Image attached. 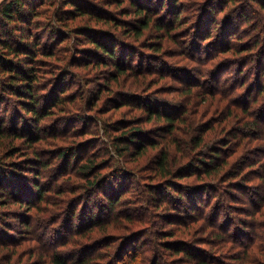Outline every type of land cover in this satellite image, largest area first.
<instances>
[{"label":"trees","instance_id":"1","mask_svg":"<svg viewBox=\"0 0 264 264\" xmlns=\"http://www.w3.org/2000/svg\"><path fill=\"white\" fill-rule=\"evenodd\" d=\"M46 1H29L31 4L25 7L24 0H10L0 8V109L9 117L0 115V208L17 204L24 209V216L18 218L24 229L17 233L31 236L39 245L38 250H33L37 259L29 264H68L69 260L75 264H113L117 260L120 264H264L260 234L248 230L249 223L264 222V83L260 84L264 76V68L260 69V63H264V27L257 22L239 31L238 23L242 27L254 19L242 15L247 3H107L119 7L128 1L125 8L117 11L133 18L123 21L115 13L102 7L93 9L82 0H60L44 25V33L49 36L47 45L41 42L42 28L36 21L38 16L49 13L42 8ZM255 3L264 9V2ZM184 5L189 6L188 12L195 9V19L190 24L193 38L192 46L187 48L189 57L196 65L215 62L204 85L187 68L181 71L180 78L175 67L170 73L168 64L157 56L164 39L171 38L182 22ZM218 9L220 15L216 16ZM158 15L155 20L153 16ZM113 26L120 27L125 36L137 43L146 29L156 28L162 43L151 45L152 54L140 53L133 42L113 34ZM245 29L252 40L248 45H244L247 41L239 42ZM83 40L93 47L78 46L85 45L80 43ZM234 41L240 45L233 47ZM240 46L246 48L239 49ZM230 51L236 61L224 57ZM77 52L83 57L82 64L75 62ZM67 53L69 56L65 57ZM141 58L145 66L154 62L158 69L173 76L179 82L181 96L160 99L150 95L151 83L142 76L149 72L138 71ZM247 64L255 69L248 86L232 76L239 75ZM73 67H103L97 76L103 77L104 82L92 97L98 99L103 92H118L117 97L108 100L111 108L129 107L141 112L140 117L109 121L93 103L81 105L85 93L80 82L88 83L87 77ZM231 68L232 75L228 76ZM125 78L134 81L124 85L120 79ZM76 79L78 88L66 95V84ZM229 79L231 83L223 88L222 83ZM112 82L118 83L121 90L112 92ZM199 89L200 94H195ZM36 91L40 93L38 97L33 95ZM5 93L7 99L3 98ZM208 95L210 99L206 98ZM206 101L209 102L200 111ZM82 107L92 111L79 116L85 121L83 127L65 126ZM25 112L32 115L26 116ZM59 123L64 124L60 130ZM37 124L48 131L46 146L38 147L41 136L36 131ZM88 124L93 128H86ZM56 140L60 143L52 146ZM16 141L49 160L29 157L27 149L19 148ZM91 145L95 147L89 150ZM239 149V156L231 160L232 153ZM112 151L121 158L122 167H113L116 157L109 155ZM20 152L24 153L22 161L18 158ZM56 159L59 163L47 186L49 180L41 182L36 177L40 166ZM27 172L34 178L31 174V179L26 177ZM114 173L116 180L109 181ZM94 177L98 179L93 180ZM190 177H195L197 183L179 182ZM90 181L92 187L88 186ZM252 184L256 186L253 188ZM133 185L141 191L140 196H129ZM170 187L182 191L184 199L171 196ZM81 188L87 191L80 192ZM217 193L220 198H216ZM93 194L106 203L92 200ZM57 203L65 205L62 212L56 210ZM61 216L63 219H59ZM238 216H254L256 220L234 227ZM34 220L57 226L38 232L33 227ZM157 220L168 231L153 232Z\"/></svg>","mask_w":264,"mask_h":264},{"label":"rangeland","instance_id":"2","mask_svg":"<svg viewBox=\"0 0 264 264\" xmlns=\"http://www.w3.org/2000/svg\"><path fill=\"white\" fill-rule=\"evenodd\" d=\"M10 0H0V8L4 5V4H7V2H9ZM25 3L27 4L25 7H28L31 2L32 3H35L36 1L38 0H24ZM29 1L30 4H29ZM34 1V2H33ZM80 1V0H79ZM84 1L89 4V7L93 6V9H95L97 7V9H99L100 7L102 8H105L106 10H108L109 12H112V13H115L114 15L117 17V19H123V21L125 20H128V19H131L133 18L132 15H125V16H122V14H119V12L117 11L120 10V9H123L125 8V6L128 5V1H125L122 5H120L118 7V5L116 3L114 4H111L110 6L109 5H106L107 3H109L110 1H115V0H82V3H84ZM190 1H195V0H190ZM200 1V0H198ZM92 2H96L98 3L99 5H96L95 3H92ZM155 2V0H154ZM208 2V1H206ZM60 3V0H47L46 1V4H44V6L42 8H44V12L48 11L49 13H47V16L45 15V17H37V20L35 18V20L37 22H39L37 25H39L40 27H38L39 29H41V36H43L41 38V42H44L45 44H47V40L49 38V36L45 33V28H44V25L46 24V21L48 20V17L51 16L52 14V11L56 8V7H59ZM177 3V6H178V1H176ZM209 4V2L207 3ZM36 6V5H35ZM35 6H33L32 8H34ZM67 6H70V5H67ZM85 6V4H84ZM247 6L246 8H244L243 12H242V15L245 14L247 15V17L249 16L250 18H254L253 17V13H257L260 9H263L259 4L257 5L256 3H253V4H248L247 3ZM30 8V7H29ZM31 8V9H32ZM40 8V9H42ZM182 9V16H183V20L182 22H180L178 24V27H177V30L173 32L172 34V37L171 38H168L166 37L163 41V48L161 51H158V55L164 62H166V64H168V69H170V73L171 71H173V68L175 67V69L179 70V71H176V73L178 74L177 77H181L182 73L181 71H184V69L187 68V70L189 71H192L193 74L196 75V73L198 72V68L196 66V63H194V61L191 59V57H189V55L191 54L187 48L188 46H192L190 40H192V33H191V28L193 27V25H190L193 23V19H192V16H187L186 13H188V11L190 10L189 6L188 5H184L181 7ZM164 12L165 9L163 10ZM162 12H160L161 14ZM214 14L216 16H219L220 13H219V9L218 11H215ZM214 16V15H213ZM155 17L154 19L156 20L158 16H153ZM31 20V19H30ZM75 21H81V19H76ZM187 21H189V24L187 25ZM31 22L33 23V19L31 20ZM31 26V25H30ZM238 26H239V31L245 27H241V22L238 23ZM248 28V27H247ZM38 29V30H39ZM183 29H185L184 31H182ZM1 30V28H0ZM37 31V30H36ZM111 31H113L112 33L118 35L121 39H123L124 41H128V42H133L135 45H136V49L137 51H139L140 53L144 52V53H147V54H150L151 52L154 53V50L151 49L152 46L151 45H157L158 43H162L160 37H159V34L156 32V28L152 29V28H148L144 31L143 33V36L140 38L139 40V43H137L136 41H134L133 39H131L130 36H125L123 34V30H121V28H116L115 26L111 27ZM238 31V30H237ZM248 32L246 31V29L244 31H241V36H242V40L239 41L240 43H243L245 41H247L244 45H248L251 43L252 40H250V36H247ZM187 37V38H186ZM186 38V39H185ZM190 42V43H189ZM239 42H233L232 44L233 47L234 46H239L240 43ZM67 41H65L63 44H66ZM81 44H85V49H87V47H93L91 44L85 42L84 40L82 42H80ZM48 45V44H47ZM186 45V46H185ZM213 45V44H212ZM50 46V45H49ZM214 47V46H212ZM264 47V45H263ZM239 49L242 48H246V47H238ZM57 49V48H56ZM229 50V48H228ZM151 53V54H152ZM245 53V52H244ZM77 54L76 56L77 59L75 58V56L73 55H70L71 58H75V62L76 64H82L84 61H83V57L77 52L75 53ZM264 55V53H263ZM62 56H65V54H63ZM69 54L67 53V55L65 57H68ZM73 56V57H72ZM84 56H86V54H84ZM167 56V57H165ZM235 54H233L231 51L229 53H227L226 55H224V57H227L228 60L231 59V61H236L237 58H235ZM70 59V58H69ZM48 60H51V59H48ZM137 62V61H135ZM55 63V62H54ZM154 63V62H153ZM147 64L145 66V62H144V59L141 58V62L139 61V67H138V71L141 70V72H144L146 69L148 70L149 74L147 75H142L144 77L147 78V80L151 83L150 85V91L149 93H151L150 95H152L153 97H159L160 99H170L172 97H177V96H181V93H180V87H179V82H176L173 80V76H170L168 75L169 73H165L163 71V69H158L157 66H155V64ZM237 63V62H235ZM58 65H61V64H58ZM261 65V68H264V63H260ZM137 67V65L135 66ZM44 68H47V67H44ZM74 70H77L79 72H81L82 74L84 73L85 76L87 77V82L88 83H83V92L84 93H87L88 94H91L89 97L87 96L86 97V103H93L92 105L95 106L97 112L99 111H104L105 112V115L104 117L108 118L109 121H112V120H120V119H132V118H135V117H140L141 115V112L139 111H135L134 109L131 111V109L128 107H123V108H119V109H112L111 106H113L112 104H109L108 103V100H112L111 98H113L114 96L117 97L115 94H117L118 92H116L115 94L111 95L106 93V92H103L99 97L98 99H95L94 97H92V93L96 90V88L99 86V85H102V83L104 82L103 80V77H98L97 74L103 70V67H98L97 70H94L93 68H80V67H73ZM93 69V70H92ZM259 69V71H260ZM52 71V69H50ZM242 71H240V74L237 75L234 73V75H232L231 73L233 72L232 68L229 70L228 69V76L229 74H231L232 76H234L236 78V80L238 81V83L240 82L239 80H241L242 82L245 81V83L248 85L251 84V81L254 79V75H255V69H253V66L250 64H247L246 67H242L241 68ZM153 72H158V74L154 75V74H151ZM163 71V74H160L162 73ZM190 73V72H188ZM260 73V72H259ZM142 74V73H141ZM157 75L159 77L163 76L162 79H158V78H155L154 76L157 77ZM170 76V77H169ZM197 76V75H196ZM47 77H50V76H47ZM100 78V79H99ZM154 80H156L157 82H154ZM199 80H201L199 78ZM230 80V79H229ZM264 76H261V80H260V84H262L263 86V83H264ZM77 79L75 80V82H73L72 84L69 82L67 86L68 90L66 92V95H69V93L71 92H74V90H76L78 87L77 84ZM120 81H122L125 85V83H130V82H133L134 79H120ZM204 81L202 82V85H204ZM155 83V84H153ZM75 86V87H74ZM111 87H112V92L116 91V90H121V89H118L119 88V84L118 83H115V82H112L111 84ZM257 87V86H256ZM41 92V90H39ZM200 89L196 92H194L195 94L198 93L200 94ZM44 93L46 94V92L44 91ZM7 93L4 94V97L5 99L8 98V94L6 95ZM114 97V98H115ZM210 96H206L207 99H210L209 98ZM203 98H205V96L203 95ZM216 98L217 100L220 99V97L216 94ZM215 98V99H216ZM117 99V98H116ZM99 100V101H98ZM209 101H206L202 107L199 108V110L201 111L208 103ZM88 108L86 107V110ZM88 113H92V111H86V114ZM0 113H3L2 116H6L7 118L8 115H6V113L4 112V110L1 111L0 109ZM85 114V115H86ZM84 114H82V111L79 113V112H76V113H73V115L70 117L72 120L67 123H65V126L68 125V127L70 129L74 128V127H77L78 129H80L79 127H83V125L85 124V121L83 119H81V117L79 116H82ZM10 116V115H9ZM112 119V120H111ZM64 123V122H63ZM63 123H59L57 124V129H61L64 127V124ZM151 124L149 123H145L144 126L145 127H150ZM86 126V125H85ZM86 128L88 129H92L93 126H91L90 124H88L86 126ZM16 144L19 145V148H22V150H26V146L24 144H21L20 141H16ZM93 145H97L96 143L93 144ZM92 146V145H91ZM89 147V146H88ZM93 147L95 146H92L89 148V150L93 149ZM24 150V151H25ZM156 150L152 151L151 153H155ZM237 152H241V150L239 149L238 151L236 150L235 153H232V157H231V160L235 157V156H239V154ZM24 153H21L19 154V160L22 161L21 158L24 157L23 155ZM250 156H254V155H250ZM207 158V157H206ZM28 173V172H27ZM26 177H29L30 178V175L29 174H26L25 175ZM34 174H31V178L33 179L34 177ZM30 178V179H31ZM52 179V177L49 179V183L46 184L47 186H49L51 184L50 180ZM191 182V184H196L197 183V179L195 177H190L189 178ZM134 187H132V191L129 193V196H140V193L141 191H139L138 187L133 185ZM256 185L252 184V187L254 188ZM224 187L225 189H227L228 186H222ZM224 188H223V191H224ZM229 189V187H228ZM128 197V196H127ZM225 197V195H224ZM130 198V197H129ZM123 204V203H122ZM124 206V204H123ZM122 206V207H123ZM121 208V207H119ZM118 208V209H119ZM24 209L22 207H19V205L17 204H13L11 206H7V207H3V208H0V223H2L4 225V227L2 228L3 230H1L2 232H0V261L3 262V264H29V263H32L35 259H37L36 256H34V251L38 250L39 248V245L37 244L36 241L33 240V238H31V236H27V234H24L21 236L20 233H17L19 232L20 230H23L24 227L22 226L21 223H19V217L21 216H24ZM26 212V211H25ZM31 212V211H30ZM157 224H160L161 225V221L157 220L156 222ZM11 237V238H10ZM20 237H23V239H19ZM15 241V242H14ZM11 242H14L12 246H9L11 244ZM2 243V244H1ZM9 246V247H8ZM11 247V248H10ZM37 249H36V248ZM15 248V251L14 253H12L13 249ZM34 250V251H33ZM39 251H37L38 253Z\"/></svg>","mask_w":264,"mask_h":264},{"label":"clouds","instance_id":"3","mask_svg":"<svg viewBox=\"0 0 264 264\" xmlns=\"http://www.w3.org/2000/svg\"><path fill=\"white\" fill-rule=\"evenodd\" d=\"M242 2H245L248 4H253V3H255V0H242ZM261 2H264V0H261ZM186 15L192 16V19L194 20L195 19V9H193L192 12L186 13ZM253 17H254V19L249 21L248 23H244L243 27L247 28L250 26V24L257 23V22H259L261 27H264V9H260L257 13H253ZM78 46H84V45H78ZM214 63L215 62L210 63V64H197L196 66L198 68V72L196 73V75L201 80H208L209 79V71L208 70L214 66ZM229 75H231V74H229ZM80 83L83 84V81H81ZM230 83H231V81L228 80L227 83H222V87L227 88L228 84H230ZM240 91H243V89H240ZM33 95L38 97L40 95V93H39V91H36L33 93ZM86 96H87V93H85L84 98L81 99V105H83L86 102ZM40 102L42 103V101H40ZM20 111L24 112V109L21 108ZM81 111H82V114H86V110L83 109V107L81 108ZM0 115H3V113H0ZM25 115L31 116L32 113L25 112ZM44 123H47V121H45ZM36 131L41 136V144L38 147L48 145V143H49L48 131L46 129H42L41 125H39V124L36 125ZM100 132L103 133V125H100ZM103 138L109 139L108 136H104ZM56 143H60V140L53 141L52 146H55ZM109 143H110V141H109ZM26 149H27V155L29 157H32L34 159H38L41 161H48L49 160L48 156L39 155L35 152L34 149L28 148V146H26ZM109 155L116 157L115 160L113 161V167H117V166L122 167L123 166L121 163V158L116 156L115 151L110 152ZM105 158H107V157H105ZM58 163H59V160L56 159L54 161H49L46 166H40V168H39L40 175L36 178L39 179L41 182L49 180L54 175V169L56 168ZM26 174L30 175L31 173H26ZM116 178H117V174L114 173L113 176L108 177V180L109 181H115ZM95 179H98V177L93 178V180H95ZM179 182L185 183V184H190L192 181L182 180ZM257 183H260V182H257ZM88 186L92 187L93 182L90 181ZM79 191L85 192V191H87V188H81V189H79ZM169 192L171 193V196H173V197H177L179 199H184V194L182 191H176V190H173V187H170ZM220 192H223L222 187L220 188ZM261 195H264V188L261 189ZM216 198H220L219 193L216 194ZM92 200H95L100 204L106 203L103 199L97 197L95 194H93ZM92 200L88 201V203L90 205L92 203ZM84 203H85L84 200L80 201L81 206H83ZM64 207H65L64 204L57 203L56 210L62 212ZM233 215L235 216L236 214L233 213ZM59 219H63V217L61 216V217H59ZM152 219L154 220V219H156V217L153 216ZM255 220H256V217H254V216H238L236 221H235L234 227H243L244 226L242 223L243 221H250L251 222V221H255ZM261 220L264 221V214H261ZM56 226L57 225H48V224L43 223V222H38L35 220L33 221V227L36 228L38 232L46 231L48 228L56 227ZM3 227H4V225L2 223H0V228H3ZM157 229H159L160 231H168V229L166 227H161L160 224H157L156 227L152 229V231L155 232ZM248 230L249 231H255V232H258L260 234V236H259L260 244L262 247H264V222L255 223V224L249 223ZM117 243H119V242H117ZM75 246L79 247V245H75ZM156 246L158 247V245H156ZM240 251H243V250H240ZM109 258H111V257H109ZM0 264H3V262L0 261ZM68 264H75V262H74V260H69ZM113 264H120V261L119 260L114 261Z\"/></svg>","mask_w":264,"mask_h":264}]
</instances>
